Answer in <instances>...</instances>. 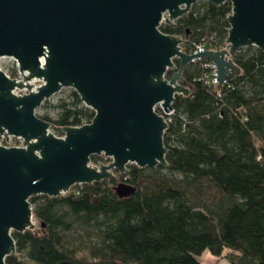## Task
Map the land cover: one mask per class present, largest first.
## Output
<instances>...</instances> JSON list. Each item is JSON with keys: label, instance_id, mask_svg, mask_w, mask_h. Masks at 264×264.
I'll return each mask as SVG.
<instances>
[{"label": "water", "instance_id": "95a60500", "mask_svg": "<svg viewBox=\"0 0 264 264\" xmlns=\"http://www.w3.org/2000/svg\"><path fill=\"white\" fill-rule=\"evenodd\" d=\"M200 1L230 4L225 48L187 53L191 42L158 26ZM248 46L264 52V0H0V57L19 73L0 65V135L21 138L0 142V264L15 252L12 231L37 227L29 197L114 179L127 164L167 168V121L153 106L166 113L175 95L189 93L179 80L192 58L212 62L218 88L240 74L232 56ZM61 88L93 116L56 136L35 109ZM90 155L110 162L93 165ZM111 189L117 198L135 192L121 181Z\"/></svg>", "mask_w": 264, "mask_h": 264}, {"label": "trees", "instance_id": "16d2710c", "mask_svg": "<svg viewBox=\"0 0 264 264\" xmlns=\"http://www.w3.org/2000/svg\"><path fill=\"white\" fill-rule=\"evenodd\" d=\"M229 12L227 1H200L158 29L191 43L203 38L205 48L219 49ZM204 61L186 65L179 83L189 93L175 95L165 117L167 168L127 164L117 179L29 197L37 230L11 232L15 252L5 264H201L204 251L229 264H264V52L239 49L232 61L240 74L221 85L218 96L216 86L201 79ZM70 99L57 104L54 117L37 115L52 124L53 134L93 116L73 90ZM89 159L96 165L102 160ZM117 181L135 192L117 198L111 189ZM74 228L95 237L80 258L79 250L66 246Z\"/></svg>", "mask_w": 264, "mask_h": 264}, {"label": "rangeland", "instance_id": "374dc122", "mask_svg": "<svg viewBox=\"0 0 264 264\" xmlns=\"http://www.w3.org/2000/svg\"><path fill=\"white\" fill-rule=\"evenodd\" d=\"M2 61V65H3V69L8 73L11 74L12 71H15V66H13V64L11 65L8 61L4 59L1 60ZM35 84L38 83V81H34ZM72 91L71 88H61L59 91H57L56 93H54L53 95H51L47 100H45L44 102H42L40 104V106L38 108L35 109V114L36 115H47L48 117H54L56 115L57 112V104L60 101H65L67 103L70 102V92ZM52 132V131H51ZM56 136H59L57 134H54ZM101 157V163L99 164H107L108 162H110V158L104 157L102 155L98 156ZM113 173L115 175L116 172L113 171ZM114 179H117L114 178ZM118 182V181H117ZM35 223L37 224V222L35 221ZM37 230V227L34 229ZM93 236H91L89 233L81 230L80 228H74L71 231H69L68 233H66V246L69 249L72 250H79L77 252H75L77 257H82V254L84 252L81 251V249L83 248V246L88 245L89 243L94 241ZM199 261L201 262V264H229L224 258H219L216 257L212 254H210L209 252H202L199 257H198ZM29 264H34V263H29Z\"/></svg>", "mask_w": 264, "mask_h": 264}, {"label": "built area", "instance_id": "2783aa9c", "mask_svg": "<svg viewBox=\"0 0 264 264\" xmlns=\"http://www.w3.org/2000/svg\"><path fill=\"white\" fill-rule=\"evenodd\" d=\"M204 43H205V40L203 38H201L198 42L192 43V45L189 48V50L187 51V53L203 52L205 49H207V48H205ZM223 48H225L224 42H223V45L219 49H223ZM210 50H218V49H210ZM4 58L11 65L13 64V66H15V62H14V60L12 58H10V57H0V65L2 67H3V65H2V61L1 60L4 59ZM198 60H200V59L199 58H192L190 60V62H195V61H198ZM201 67L205 69V72L202 74V77H201V79H203L204 84H206L207 86H216L215 68H214V65L212 64V62L208 61V60H205L204 62L201 63ZM14 69H15V76L14 77L15 78H19V73L16 70V66H15ZM174 69H175V65H173L172 69H169V70L170 71H174ZM225 83H226V81H223V83L221 85H223ZM219 87L218 88L216 87V89H215L216 90L215 93H216L217 96L219 95L218 94ZM153 110L156 111L158 114L162 115L164 118L166 116L170 115L171 112H172V110H170V111H167L166 113H164L162 111V108H161L160 104H155L153 106ZM59 136H61V135H59ZM0 142L19 143L20 144L21 143V138H19L18 136H10L9 135L5 139L4 137H2L0 135Z\"/></svg>", "mask_w": 264, "mask_h": 264}, {"label": "bare ground", "instance_id": "6f19581e", "mask_svg": "<svg viewBox=\"0 0 264 264\" xmlns=\"http://www.w3.org/2000/svg\"><path fill=\"white\" fill-rule=\"evenodd\" d=\"M90 160V159H89ZM90 163H91V161H90ZM91 164H93V163H91ZM93 165H96V164H93ZM99 165V164H98ZM107 181V180H106ZM91 184V183H90Z\"/></svg>", "mask_w": 264, "mask_h": 264}]
</instances>
